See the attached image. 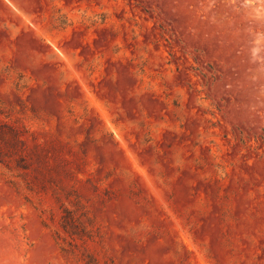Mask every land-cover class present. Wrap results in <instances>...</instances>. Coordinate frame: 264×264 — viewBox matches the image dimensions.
Returning a JSON list of instances; mask_svg holds the SVG:
<instances>
[{
  "label": "rangeland",
  "instance_id": "rangeland-1",
  "mask_svg": "<svg viewBox=\"0 0 264 264\" xmlns=\"http://www.w3.org/2000/svg\"><path fill=\"white\" fill-rule=\"evenodd\" d=\"M0 264H264V0H0Z\"/></svg>",
  "mask_w": 264,
  "mask_h": 264
}]
</instances>
